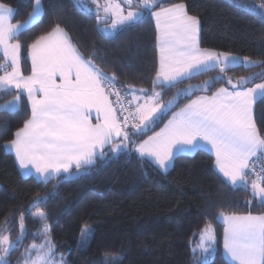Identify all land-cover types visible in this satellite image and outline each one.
Listing matches in <instances>:
<instances>
[{"label": "snow or ice", "instance_id": "snow-or-ice-1", "mask_svg": "<svg viewBox=\"0 0 264 264\" xmlns=\"http://www.w3.org/2000/svg\"><path fill=\"white\" fill-rule=\"evenodd\" d=\"M72 3L77 10L87 9L85 0ZM92 3L96 6L97 31L106 37L127 30L145 14L154 17L159 62L151 89L134 85L118 88L115 73L108 75L86 58L59 23L27 45L31 74L24 75L19 36L41 19L42 0H34L28 20L15 24L11 22L14 9L0 2V93L15 92L12 99L0 103V112H20L24 97L30 108L29 118L0 148L14 153L23 176L36 175L44 184L57 181L52 192L37 195L20 212L15 240L0 228V264H11L10 254L22 244L26 215L43 223L38 234L43 239L40 244L27 246L23 264H66L62 255L59 260L55 258L46 213H33L32 209L58 196L60 183L89 175L97 158L106 166L111 158L136 156L167 173L178 157L207 150L214 156V169L227 185L245 190L250 186L253 197L264 204V167L257 171L254 162L264 158V132L254 115V105L264 101V82L248 86L264 78V70L235 81L227 75L231 68L259 67L264 61L201 48L200 21L189 14L182 0L167 7L160 6L159 0ZM247 10L264 19V3ZM213 70H218L216 77L177 88L170 99H162L163 90ZM220 80L228 86L211 95L196 96L173 113L159 132L139 142L134 139L149 131L179 99L195 91L208 92ZM7 132L5 122L0 134ZM217 218L224 223L223 253L230 264H264V214L221 212ZM93 236L91 228L82 227L78 249L87 250ZM198 236V242L191 246L193 264H210L209 256L214 258L217 252L215 230L206 224ZM101 264H120V258L106 255Z\"/></svg>", "mask_w": 264, "mask_h": 264}, {"label": "trees", "instance_id": "trees-1", "mask_svg": "<svg viewBox=\"0 0 264 264\" xmlns=\"http://www.w3.org/2000/svg\"><path fill=\"white\" fill-rule=\"evenodd\" d=\"M14 9L13 21L23 22L32 11L34 0H0ZM181 0H159L160 6ZM190 15L200 21V44L203 48L229 52L264 61V19L247 9L264 0H182ZM43 15L29 30L19 36L22 48L21 67L24 75L31 72L27 45L59 23L71 36L80 52L105 73H115L118 84L151 89L152 77L158 67L156 24L150 14L127 30L105 36L97 31L95 11L77 10L72 0H42ZM95 52V54H93ZM3 56L0 54V60ZM264 70L259 67L231 68L233 78L249 76ZM2 74V72H0ZM218 70L206 72L176 87L162 91V99H170L177 88L198 85L218 75ZM255 79L248 86L261 83ZM224 80L213 84L208 92L195 91L181 98L146 133L134 137L138 142L159 130L179 108L202 94H212ZM160 90L159 88L157 89ZM15 92L0 93V103L12 99ZM16 114L0 112V127L5 122L8 132L0 134V145L11 141L15 131L30 116L26 102ZM257 125L264 132V101L254 106ZM107 151V149H105ZM264 167V158L256 159ZM214 156L207 150L195 156H180L167 173L154 165L124 155L105 161L97 158L89 175L59 184V195L32 212L44 211L50 226L55 251L65 257L67 264H101L106 254L121 255L120 264H193L191 246L199 240L198 233L211 224L217 236V252L210 264H230L223 253L224 223L219 213L264 214V204L254 198L251 187L232 188L213 167ZM56 180L47 184L34 175L24 177L15 156L0 148V228L13 240L19 235V215L37 196L53 191ZM250 184V181H249ZM7 218V223L5 222ZM26 236L13 251L11 264L23 260L27 246L40 244L43 223L32 215L25 216ZM93 228L94 236L87 250L78 249L81 229ZM35 255V252L32 253Z\"/></svg>", "mask_w": 264, "mask_h": 264}, {"label": "rangeland", "instance_id": "rangeland-1", "mask_svg": "<svg viewBox=\"0 0 264 264\" xmlns=\"http://www.w3.org/2000/svg\"><path fill=\"white\" fill-rule=\"evenodd\" d=\"M100 2L101 3H103L104 2V0H100ZM85 4L87 5V9H91V10H94L95 11V5L92 3V0H85ZM86 9V10H87ZM89 228H91L92 230H93V228L91 227V226H88ZM81 237V236H80ZM79 240H80V238H79ZM52 243H53V241H52ZM54 244V243H53ZM107 256H118L119 258H120V260H121V255H119V254H106ZM105 255V256H106ZM104 256V257H105ZM61 257V254H59V253H57L56 251H55V258L57 259V260H59V258ZM63 258H64V260L66 261V259H65V257L63 256ZM211 258V256H209V259ZM14 264H23V260H20V261H17L16 263H14ZM66 264H67V262H66Z\"/></svg>", "mask_w": 264, "mask_h": 264}, {"label": "crops", "instance_id": "crops-1", "mask_svg": "<svg viewBox=\"0 0 264 264\" xmlns=\"http://www.w3.org/2000/svg\"><path fill=\"white\" fill-rule=\"evenodd\" d=\"M28 20V19H27ZM11 22L13 23V24H15V23H22V22H14L13 21V18H12V20H11ZM24 22V21H23ZM200 47L201 48H203L202 46H201V44H200ZM208 49V48H207ZM215 51H217V50H215ZM218 52H221V51H218ZM0 54H2V52H0ZM234 55H237V54H234ZM237 56H240V57H244V56H241V55H237ZM31 74V72L28 74V75H30ZM27 76V75H26ZM264 82V81H263ZM220 87H226V86H220ZM219 87V88H220ZM252 87V86H251ZM202 95H208V94H202ZM211 95V94H210ZM198 96H200V95H198ZM193 99H195V98H193ZM188 103V102H187ZM186 103V104H187ZM255 106V105H254ZM184 107V105L181 107V108H183ZM181 108H179L176 112H178ZM94 115V114H93ZM172 117V116H171ZM171 117L169 118V119H171ZM168 119V120H169ZM168 120L164 123V125L168 122ZM93 123H95V119H93ZM164 125L159 129V130H157L156 132H159L163 127H164ZM156 132H154V133H152L151 135H149V136H152V135H154ZM148 137H146L145 139H147ZM13 155H14V153H12ZM18 164V163H17ZM19 167V166H18ZM20 170V169H19ZM20 173H21V170H20ZM37 179H39L36 175H34ZM24 177H26V176H24ZM242 215H246V214H242ZM253 215H255V214H253ZM256 215H258V214H256ZM259 215H262V214H259ZM226 257V256H225Z\"/></svg>", "mask_w": 264, "mask_h": 264}, {"label": "built area", "instance_id": "built-area-1", "mask_svg": "<svg viewBox=\"0 0 264 264\" xmlns=\"http://www.w3.org/2000/svg\"><path fill=\"white\" fill-rule=\"evenodd\" d=\"M2 56H3V54H1ZM118 88H120L121 86H124V85H121V84H118L117 83V85H116ZM126 87V86H125ZM113 99H115L114 97H113ZM255 166H256V168H257V171H259V169L261 168V166L258 164V162H255Z\"/></svg>", "mask_w": 264, "mask_h": 264}]
</instances>
